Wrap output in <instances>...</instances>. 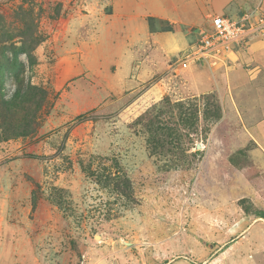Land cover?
<instances>
[{"label":"rangeland","instance_id":"rangeland-1","mask_svg":"<svg viewBox=\"0 0 264 264\" xmlns=\"http://www.w3.org/2000/svg\"><path fill=\"white\" fill-rule=\"evenodd\" d=\"M217 15L245 40L184 67ZM6 60L42 106L0 130V264H264V0H0Z\"/></svg>","mask_w":264,"mask_h":264},{"label":"trees","instance_id":"trees-1","mask_svg":"<svg viewBox=\"0 0 264 264\" xmlns=\"http://www.w3.org/2000/svg\"><path fill=\"white\" fill-rule=\"evenodd\" d=\"M149 26L156 27L160 32H172L173 26L168 21L154 17L148 18ZM13 64L9 60L0 65V86L6 76L5 72ZM22 66V65H21ZM19 79V75H16ZM37 87L30 81L25 82L19 79L17 88L10 99H5L0 87V130L8 139L15 138L21 131H30L32 123H35V116L39 113L42 104L39 103L41 95L37 94ZM35 100H37L35 102ZM258 218L264 219V212L257 214Z\"/></svg>","mask_w":264,"mask_h":264},{"label":"built area","instance_id":"built-area-1","mask_svg":"<svg viewBox=\"0 0 264 264\" xmlns=\"http://www.w3.org/2000/svg\"><path fill=\"white\" fill-rule=\"evenodd\" d=\"M247 22V16L238 19H232L225 15L213 17L210 31L198 35L195 50L192 55L186 57L184 67H187L190 61H209V59L217 57L221 50L243 42L249 32Z\"/></svg>","mask_w":264,"mask_h":264},{"label":"crops","instance_id":"crops-1","mask_svg":"<svg viewBox=\"0 0 264 264\" xmlns=\"http://www.w3.org/2000/svg\"><path fill=\"white\" fill-rule=\"evenodd\" d=\"M258 219H260V218H257V219L255 220V224L258 223ZM259 222H260V221H259ZM255 224H254V225H255ZM258 225H262V224L259 223V224H257V226H258ZM262 226H263V225H262Z\"/></svg>","mask_w":264,"mask_h":264}]
</instances>
